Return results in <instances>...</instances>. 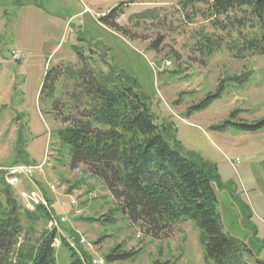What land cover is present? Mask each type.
<instances>
[{"label": "rangeland", "instance_id": "obj_1", "mask_svg": "<svg viewBox=\"0 0 264 264\" xmlns=\"http://www.w3.org/2000/svg\"><path fill=\"white\" fill-rule=\"evenodd\" d=\"M181 1L0 0V170L6 181L12 166L37 167L12 187L22 203V191L36 192L59 220L58 231L50 221H23L33 242L44 230L56 231L57 264L70 262L61 239L70 247L74 236L85 238L83 252L91 258L106 260L116 248L137 251L133 259L104 264H207L193 220L153 236L127 219L85 165L69 167V148L57 132L66 115L85 106L83 96L73 97L83 65L78 52L96 74L133 85L183 153L202 160L224 231L264 262V124L255 131L239 126L264 119V54L237 55L226 46L236 31L227 37L202 17L203 4L193 9ZM118 5L122 32L99 22ZM204 36L223 37V44L206 56L198 50ZM16 50L23 59L15 63ZM219 89L207 107L192 108Z\"/></svg>", "mask_w": 264, "mask_h": 264}, {"label": "trees", "instance_id": "obj_2", "mask_svg": "<svg viewBox=\"0 0 264 264\" xmlns=\"http://www.w3.org/2000/svg\"><path fill=\"white\" fill-rule=\"evenodd\" d=\"M180 3L193 9L203 4L202 17L227 37L236 31L237 39H231L226 46L237 55L264 54V0H182ZM120 7L109 9L99 17V22L122 32L116 22ZM202 39L198 50L206 56L223 44V37ZM78 57L83 65L75 72L79 91L73 97L83 96L85 106L83 109L80 104L76 106L77 100L73 105L80 114L62 117V122L67 124L57 132L60 142L69 148V167L85 165L110 192L127 219L132 223L141 222L153 236L172 229L181 220L191 219L201 230L207 264H250L248 259L255 256L254 252L224 231L202 160L194 153H183L173 130L156 122L155 115L133 85H124L111 74H96L85 65L86 59L79 52ZM220 95L221 89L192 108H205ZM56 109L57 102L53 106ZM262 124L264 119L239 126L255 131ZM50 212L42 204L28 210L0 170V264H57L53 247L56 231L44 230L33 242L23 223L27 221L33 226L40 220L48 222ZM61 240L71 252L68 264H88L91 257L84 252V258L79 257L65 238ZM136 255L137 251L116 248L105 261L129 260ZM154 264L171 262L155 261ZM253 264L264 262L256 260Z\"/></svg>", "mask_w": 264, "mask_h": 264}, {"label": "built area", "instance_id": "obj_3", "mask_svg": "<svg viewBox=\"0 0 264 264\" xmlns=\"http://www.w3.org/2000/svg\"><path fill=\"white\" fill-rule=\"evenodd\" d=\"M11 59L13 62H20L23 59V54L19 51H12L11 52ZM37 169L36 166H30V165H17L12 166L11 168H8L7 175H6V181L10 186H15L19 183V179L22 177L29 178ZM21 199H23L24 206L32 211L34 210L35 205L42 204L45 207L46 202L44 198L38 197L36 192H21ZM50 227H55L56 231H58V224L60 223L59 220H57V217L51 215L50 212ZM54 246H57V242L53 243ZM70 247L79 255V257H83V247L87 245V242L84 237L82 236H74L72 238V241H69ZM88 264H104L105 260L97 257V258H90L89 261H87Z\"/></svg>", "mask_w": 264, "mask_h": 264}, {"label": "crops", "instance_id": "obj_4", "mask_svg": "<svg viewBox=\"0 0 264 264\" xmlns=\"http://www.w3.org/2000/svg\"><path fill=\"white\" fill-rule=\"evenodd\" d=\"M110 8H111V7H110ZM110 8H109V9H110ZM109 9H107L105 12H107ZM105 12H103V13H105ZM248 247H249V246H248ZM249 248H250V247H249ZM250 249H251V248H250ZM256 260L261 261L260 258H258L257 255H255L254 257L252 256V260H249V259H248V262H249L250 264H251V263L253 264ZM262 262H263V261H262Z\"/></svg>", "mask_w": 264, "mask_h": 264}]
</instances>
